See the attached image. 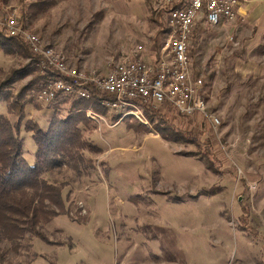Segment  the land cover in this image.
Masks as SVG:
<instances>
[{"label": "rangeland", "instance_id": "374dc122", "mask_svg": "<svg viewBox=\"0 0 264 264\" xmlns=\"http://www.w3.org/2000/svg\"><path fill=\"white\" fill-rule=\"evenodd\" d=\"M232 23L200 20L189 42L194 76L220 124L172 107L148 125L90 123L82 167L53 169L67 212L26 235L11 264H264V0H242ZM71 65L100 73L137 46L153 59L169 33L165 0H0ZM0 32L7 36L5 29ZM232 36L233 40H229ZM20 39L0 46V113L45 126L54 108L36 101L41 75ZM18 99L17 104L13 102ZM26 100V101H25ZM25 101V102H23ZM21 104L23 106H21ZM65 114L66 104L59 107ZM116 121V122H115ZM21 124L24 158L35 143Z\"/></svg>", "mask_w": 264, "mask_h": 264}, {"label": "built area", "instance_id": "2783aa9c", "mask_svg": "<svg viewBox=\"0 0 264 264\" xmlns=\"http://www.w3.org/2000/svg\"><path fill=\"white\" fill-rule=\"evenodd\" d=\"M181 1L165 0L169 33L153 59H144L143 47L137 46L130 56L111 60L106 73L71 65L61 50L23 27L16 9L6 11L0 7V30L5 29L8 37L20 38L40 71L50 74L36 94L38 102L50 105L61 94L87 100L97 93L105 96L100 106L107 113L113 112L116 120L132 116L148 125L145 110L169 106L184 117L200 114L218 126V115L208 109L202 95L203 80L193 74L189 42L200 20L211 26L234 22L242 0H188L186 5L174 6ZM86 115L100 128L109 124L106 115L90 108Z\"/></svg>", "mask_w": 264, "mask_h": 264}, {"label": "trees", "instance_id": "16d2710c", "mask_svg": "<svg viewBox=\"0 0 264 264\" xmlns=\"http://www.w3.org/2000/svg\"><path fill=\"white\" fill-rule=\"evenodd\" d=\"M14 39L17 38L0 32V46L12 43ZM19 46L27 49L29 63L40 71L29 48L22 44ZM49 78V73H41L33 82V95L37 94ZM102 98L105 96L97 93L87 100L61 94L51 103L56 113L45 126L31 121L22 124V110L15 112L8 109V112L10 110L11 113H17L18 118L14 123L0 113V264H11L6 259L2 242H7L15 253L23 246L22 241L27 234L48 243L47 236L40 230L41 226L67 210L62 187L49 182L44 175L63 166L80 168L85 161L82 152L97 149L83 138V130L92 123L86 115L87 109L104 115L107 113L99 104ZM17 103L18 99L13 102ZM63 104H66L65 114L59 108ZM145 113L151 121V114L157 112L145 110ZM126 120L146 126L132 116L124 118ZM21 124L26 132L31 133L36 146L33 161L24 158Z\"/></svg>", "mask_w": 264, "mask_h": 264}, {"label": "crops", "instance_id": "0c3cea01", "mask_svg": "<svg viewBox=\"0 0 264 264\" xmlns=\"http://www.w3.org/2000/svg\"><path fill=\"white\" fill-rule=\"evenodd\" d=\"M187 1L188 0H183L181 2L175 3L174 6H183V5H186L187 4ZM240 12H242V5H241V3L239 5V7H238V13L237 14H240Z\"/></svg>", "mask_w": 264, "mask_h": 264}]
</instances>
